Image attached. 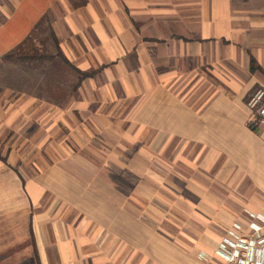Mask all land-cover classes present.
<instances>
[{
	"label": "crops",
	"instance_id": "crops-1",
	"mask_svg": "<svg viewBox=\"0 0 264 264\" xmlns=\"http://www.w3.org/2000/svg\"><path fill=\"white\" fill-rule=\"evenodd\" d=\"M257 88L264 0H0V264H223L264 223Z\"/></svg>",
	"mask_w": 264,
	"mask_h": 264
},
{
	"label": "built area",
	"instance_id": "built-area-1",
	"mask_svg": "<svg viewBox=\"0 0 264 264\" xmlns=\"http://www.w3.org/2000/svg\"><path fill=\"white\" fill-rule=\"evenodd\" d=\"M264 121V89L257 88L247 99ZM251 233L244 235L229 229L217 245L216 254L223 264H264V223H250Z\"/></svg>",
	"mask_w": 264,
	"mask_h": 264
},
{
	"label": "trees",
	"instance_id": "trees-1",
	"mask_svg": "<svg viewBox=\"0 0 264 264\" xmlns=\"http://www.w3.org/2000/svg\"><path fill=\"white\" fill-rule=\"evenodd\" d=\"M53 40H55V38H53ZM26 43H28V41H26ZM9 56H11V55H5L4 58L7 59V58H9ZM58 56H59L60 58H62V59L65 61L64 56H63L60 52H58ZM19 57L22 58V57H24V56H23V55H19ZM41 58H45V57H43V55H42V56H39V57H36L37 60H38V59L41 60ZM73 70L78 74L79 82H80L83 78H85L86 76H88L89 73H90V72H88V71H81V70H79V69H77V68H75V67H73Z\"/></svg>",
	"mask_w": 264,
	"mask_h": 264
},
{
	"label": "rangeland",
	"instance_id": "rangeland-1",
	"mask_svg": "<svg viewBox=\"0 0 264 264\" xmlns=\"http://www.w3.org/2000/svg\"><path fill=\"white\" fill-rule=\"evenodd\" d=\"M49 54V53H48ZM60 61V60H59ZM19 62H22L21 60H19ZM21 65H22V63H20ZM20 72H22V69H20ZM65 73H66V71L65 70H63V80H66V82H67V79L69 78V77H66V75H65ZM57 77H59V76H57ZM66 82L64 81V83H63V87L64 88H66L67 87V84H66ZM69 87V86H68ZM37 88V87H36ZM35 89V88H34ZM248 99V98H247ZM256 109V108H255ZM257 110V109H256ZM257 113V112H256Z\"/></svg>",
	"mask_w": 264,
	"mask_h": 264
}]
</instances>
